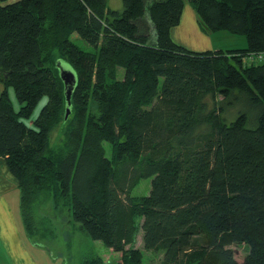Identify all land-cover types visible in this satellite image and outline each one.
<instances>
[{"label":"trees","instance_id":"obj_1","mask_svg":"<svg viewBox=\"0 0 264 264\" xmlns=\"http://www.w3.org/2000/svg\"><path fill=\"white\" fill-rule=\"evenodd\" d=\"M189 1L204 31L248 46L177 44L185 0H0V157L28 236L44 235L52 201L121 252L113 264H142L140 232L151 264H264V59L245 60L264 51V0ZM59 59L78 77L67 118ZM146 177L149 193L133 194Z\"/></svg>","mask_w":264,"mask_h":264},{"label":"rangeland","instance_id":"obj_2","mask_svg":"<svg viewBox=\"0 0 264 264\" xmlns=\"http://www.w3.org/2000/svg\"><path fill=\"white\" fill-rule=\"evenodd\" d=\"M108 5L112 9L122 10L123 0H108ZM184 6L186 7L185 14H187V20H193V14H197L195 4L192 1L185 0ZM197 22L199 25L198 32L200 36H203L201 35L199 28L200 30L204 29L200 21L197 20ZM228 34L232 36V44H230L231 46H228L230 48H227L225 50L242 49L248 46L247 37L245 35L237 33ZM190 35L192 36V38L196 37L193 29H191ZM76 36L77 33H74L73 37ZM214 38L215 40L224 41L222 35H216ZM79 40V43L83 47H87L85 41H83L82 39ZM183 40L184 43L175 40L174 41L189 50L201 51L195 47H192L193 43H191L189 40ZM261 52L262 51L251 53L245 58V60H247L249 64L256 61H262L264 57L260 58L259 54H261ZM250 55L255 56V60L250 61L248 59ZM10 92L16 108L19 107V102L14 90L10 89ZM45 102L46 98L44 97L42 101L37 105L33 113V118L38 115L41 107ZM245 105L246 104L244 102H240L239 108H243L245 107ZM234 109L235 107L229 108L230 117L232 116ZM30 124H32L31 121ZM60 131L61 129H56L53 134L54 139H56ZM151 180L152 178L150 177L142 178L139 185L135 186L133 194L149 193ZM38 214L39 222L42 231H44V235L40 238L34 237L33 239L32 237L28 236L25 229L26 236L28 237V239L30 238L31 243L30 241L26 242V240L21 241L23 244L27 245V249H25L27 252H10L12 248L10 241L6 237L0 238V264H81L83 258L87 255H101L106 261H109L108 264H113L121 255V252H117L113 248L107 247L101 240L92 239L90 236H88L81 225L78 222L74 221L71 215V210L61 205V203L55 206L52 201L46 202L44 206L38 209ZM37 235L38 233L36 234V236ZM12 243L18 250L23 245L20 244L19 241H13ZM135 245L144 250L142 264H151V260L153 259V257H156V253L153 251H147L143 248L142 232L138 234ZM15 247L13 250H15ZM229 247L234 249L236 257L239 260H243L244 256L249 251V247L244 243H233L229 245ZM160 256L161 255H159L157 259H159Z\"/></svg>","mask_w":264,"mask_h":264},{"label":"crops","instance_id":"obj_3","mask_svg":"<svg viewBox=\"0 0 264 264\" xmlns=\"http://www.w3.org/2000/svg\"><path fill=\"white\" fill-rule=\"evenodd\" d=\"M185 6L179 23L170 30L171 36L175 41L184 43L183 39H187L193 43L192 47L201 51L204 49L216 51L230 48L228 46L232 44V36L228 33L231 32L227 30L206 32L199 28L201 35H203L200 36L197 22V20H199L198 14H193V20L188 21L187 14H185ZM191 29H193L196 35L195 38H192L190 35ZM216 35H222L224 41L215 40L214 37ZM152 37L155 38L154 32H152ZM4 88V84L0 82V94L3 92ZM2 237H6L10 241L12 245L10 252H27L25 250L27 249V245L23 244L21 240H26L27 242L30 241V238L28 239L26 236L24 221L21 215L18 180L7 167L6 160L0 157V238ZM13 241H19L20 244H23L19 250L13 245ZM14 247L15 250H13Z\"/></svg>","mask_w":264,"mask_h":264},{"label":"water","instance_id":"obj_4","mask_svg":"<svg viewBox=\"0 0 264 264\" xmlns=\"http://www.w3.org/2000/svg\"><path fill=\"white\" fill-rule=\"evenodd\" d=\"M57 67L64 83V93L66 97L65 117L67 118L71 112V98L76 87L78 77L74 67L66 60L59 59L57 61Z\"/></svg>","mask_w":264,"mask_h":264},{"label":"built area","instance_id":"obj_5","mask_svg":"<svg viewBox=\"0 0 264 264\" xmlns=\"http://www.w3.org/2000/svg\"><path fill=\"white\" fill-rule=\"evenodd\" d=\"M259 56H260V58H263V57H264V51H262L261 54H259ZM248 59H249L250 61H253V60H255V56L250 55V56L248 57Z\"/></svg>","mask_w":264,"mask_h":264}]
</instances>
